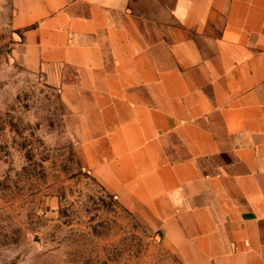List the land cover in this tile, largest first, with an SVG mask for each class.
Returning a JSON list of instances; mask_svg holds the SVG:
<instances>
[{"label": "crops", "instance_id": "obj_1", "mask_svg": "<svg viewBox=\"0 0 264 264\" xmlns=\"http://www.w3.org/2000/svg\"><path fill=\"white\" fill-rule=\"evenodd\" d=\"M81 163L182 264H264V0H18Z\"/></svg>", "mask_w": 264, "mask_h": 264}, {"label": "rangeland", "instance_id": "obj_2", "mask_svg": "<svg viewBox=\"0 0 264 264\" xmlns=\"http://www.w3.org/2000/svg\"><path fill=\"white\" fill-rule=\"evenodd\" d=\"M17 3L0 0V264H182L79 160Z\"/></svg>", "mask_w": 264, "mask_h": 264}]
</instances>
